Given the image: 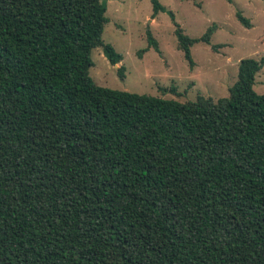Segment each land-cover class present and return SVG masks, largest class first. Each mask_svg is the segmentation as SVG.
<instances>
[{"label":"trees","instance_id":"obj_1","mask_svg":"<svg viewBox=\"0 0 264 264\" xmlns=\"http://www.w3.org/2000/svg\"><path fill=\"white\" fill-rule=\"evenodd\" d=\"M106 13L0 0V264H264V57L217 100L100 86L93 49L123 58ZM170 15L193 68L218 25L193 38Z\"/></svg>","mask_w":264,"mask_h":264},{"label":"rangeland","instance_id":"obj_2","mask_svg":"<svg viewBox=\"0 0 264 264\" xmlns=\"http://www.w3.org/2000/svg\"><path fill=\"white\" fill-rule=\"evenodd\" d=\"M104 1L108 22L103 38L123 58L114 65L101 47L93 49L90 76L100 86L180 102L194 101L198 95L217 100L230 94L242 58L264 57V0H159L165 10L155 18L152 0ZM171 11L193 38L218 25L210 44L200 41L191 47L193 68L178 48ZM238 11L251 21V27L238 19ZM212 45L222 46L214 50ZM254 88L264 94V66Z\"/></svg>","mask_w":264,"mask_h":264}]
</instances>
